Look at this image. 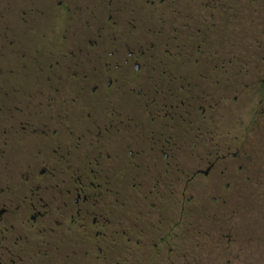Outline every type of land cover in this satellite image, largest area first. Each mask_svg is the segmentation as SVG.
<instances>
[{
    "label": "flooded vegetation",
    "instance_id": "flooded-vegetation-1",
    "mask_svg": "<svg viewBox=\"0 0 264 264\" xmlns=\"http://www.w3.org/2000/svg\"><path fill=\"white\" fill-rule=\"evenodd\" d=\"M261 148L264 0H0V264H189L191 210L264 246Z\"/></svg>",
    "mask_w": 264,
    "mask_h": 264
},
{
    "label": "rangeland",
    "instance_id": "rangeland-1",
    "mask_svg": "<svg viewBox=\"0 0 264 264\" xmlns=\"http://www.w3.org/2000/svg\"><path fill=\"white\" fill-rule=\"evenodd\" d=\"M31 72L30 79L34 72L32 67ZM263 156L264 149L261 148L254 158L260 159L257 161L260 162L263 160ZM251 173L257 178L256 180L261 179L264 175V167L257 164ZM236 174L246 175L248 172L245 168L242 170L236 168ZM249 185L250 188L247 187L244 191H250L253 185ZM256 186L255 183L254 187ZM258 186L260 192H255L257 195L263 191L262 185ZM215 213L216 210H191L188 233L189 264H264L261 231L258 236V232L249 229L250 227L259 228L263 225V210H237L235 214L237 225L233 230V235L231 232H224L219 228V221ZM231 238L237 239V243L230 247L228 242ZM219 242L222 245H219Z\"/></svg>",
    "mask_w": 264,
    "mask_h": 264
}]
</instances>
